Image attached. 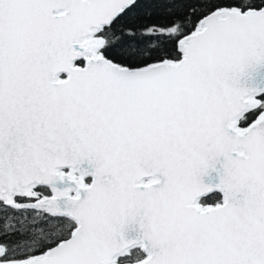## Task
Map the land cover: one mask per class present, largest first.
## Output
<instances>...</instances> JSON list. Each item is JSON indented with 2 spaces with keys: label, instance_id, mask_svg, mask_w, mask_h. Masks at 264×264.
Instances as JSON below:
<instances>
[{
  "label": "snow or ice",
  "instance_id": "snow-or-ice-1",
  "mask_svg": "<svg viewBox=\"0 0 264 264\" xmlns=\"http://www.w3.org/2000/svg\"><path fill=\"white\" fill-rule=\"evenodd\" d=\"M0 264H264V0H0Z\"/></svg>",
  "mask_w": 264,
  "mask_h": 264
}]
</instances>
